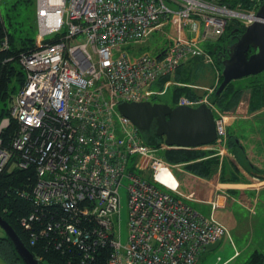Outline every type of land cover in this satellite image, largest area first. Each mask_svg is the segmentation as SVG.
I'll return each instance as SVG.
<instances>
[{"label": "built area", "instance_id": "1", "mask_svg": "<svg viewBox=\"0 0 264 264\" xmlns=\"http://www.w3.org/2000/svg\"><path fill=\"white\" fill-rule=\"evenodd\" d=\"M33 1L34 43L16 56L24 77L0 121V135L11 119L16 124L9 147L0 137V175L6 166L31 174L18 190L32 208L22 220L30 243L37 230H53L58 247L72 243L90 257L95 248L110 247L107 264H196L229 231L213 209L200 214L187 203L191 197L177 192L170 165L158 154L169 147L148 144L117 106L153 101L169 83L162 90L149 86L189 58L215 64L199 43L223 35L230 21L246 27L257 20L263 0ZM154 31L169 44L134 57L125 48L147 42ZM8 46L4 36L0 50ZM200 103L214 115L215 141L225 144L228 115L207 98L182 95L174 105ZM123 180L125 243L114 223ZM216 264L226 261L218 256Z\"/></svg>", "mask_w": 264, "mask_h": 264}, {"label": "rangeland", "instance_id": "2", "mask_svg": "<svg viewBox=\"0 0 264 264\" xmlns=\"http://www.w3.org/2000/svg\"><path fill=\"white\" fill-rule=\"evenodd\" d=\"M17 2V4H16ZM31 3V2H30ZM16 4V6L12 9V6ZM12 9V11H11ZM0 14L2 16V19L4 21L5 26L9 31H12L14 29L21 30L22 34H25V36H32L33 37V43L35 39V33L37 30L36 26V18H35V7L33 2L31 4L27 3L26 1H18V0H0ZM240 23V24H239ZM241 28L239 27V25ZM243 23L230 21L228 24V28L225 30V32L229 31L230 33L235 28H238V31L241 32L245 27H243ZM167 32L169 34H175V31L171 30V26L167 27ZM228 36L226 33L222 37L215 38L213 40H206L199 43V46L206 50L210 51V47L212 45L215 46V48L218 47L221 43H224V41H227ZM170 42L169 39H167L165 33H161L159 31H154L147 42L135 45V48H132V46H125V48L133 55V57L141 51L144 50H150V51H156L159 47H165ZM184 70L182 73L172 72L164 77H162L160 80L153 82L149 87L153 90H162L166 83H169L166 85L165 92L160 95H156L152 98L153 101H160L163 103H167L169 105H174V100L176 98L178 99L179 96H182L183 93H180L178 96H174V100H171V89L175 86L185 87L189 88L191 90L192 96L186 97L191 99H197V98H207L209 102H212L215 107H218L216 100H214L213 97H215V91L217 89V86L219 85L220 78H222L221 75V65L216 64H210L207 62H204L203 60H189L185 65ZM234 84L237 85H247L248 83H254V84H264V72H260L255 75H249L246 77L237 78L235 80H232ZM247 88V87H246ZM211 89V90H210ZM251 93V92H250ZM11 100V99H10ZM177 101V100H176ZM264 107V106H263ZM262 108V107H261ZM221 111V110H220ZM264 113V110H263ZM227 142H228V134H227ZM227 142L223 144L222 142L215 141L214 143L199 146L193 151H190L192 153L187 152L185 156H197L202 158V156H208L212 155L210 157H204V159L201 158H192L188 160H180V161H171L164 158L161 154L162 150L166 149L165 147H162L160 151H158V154H160L166 162L169 163L171 168V173H173V181L175 184V188L178 193L182 195H187L189 198H193L195 200H199L197 194L193 191L183 190L182 187V178L184 176L188 175L187 169L190 170V172H196L195 170H192L190 167L194 164L199 165L202 170L205 172V178L204 182L206 184H212L208 190L211 192V202L215 201L210 209V211L214 212V215L220 214L224 211H226L227 208L230 207V200H235L240 206L244 208V210H248V215L244 212L243 213V219L238 218L235 214L232 215L233 223L236 226V232H234L236 235H239L237 238L233 234V239L235 241V244L238 246V249H236L235 246L232 248V244L230 242L229 237L231 232L228 227H230V224L228 222H223L227 230L229 231L228 235H225L219 242L218 246L213 249H206L205 251H201L198 257L197 264H216L217 257H221L222 260L226 261V264H251L250 258L254 251H258L263 255V262L264 264V193L258 195V191L254 193H249V195L245 196L246 200H241L240 197L236 198V196L231 197L227 195L225 192H229L231 194V190L234 188L239 190H243L244 188L249 187L248 185L236 183L237 187L231 183V180L227 181H218L213 182L214 175L216 173L217 168L222 165L224 162L225 156H230L227 151ZM219 149L218 152L220 154L214 155V153ZM192 154V155H191ZM193 162V163H191ZM189 163V164H188ZM205 165H207L205 167ZM12 167H9V169ZM206 170L209 172H206ZM203 176V175H202ZM191 178V177H189ZM197 178H194L191 180V183L195 182ZM209 179V181L207 180ZM264 179V178H263ZM198 180V179H197ZM207 181V182H206ZM229 182V183H228ZM195 185L194 183L190 185V188ZM251 186V185H250ZM252 186L261 189L264 188V181L260 182V180H256V185ZM257 190V189H254ZM218 191H221V193H217ZM225 191V192H224ZM223 195H226V198L223 199ZM208 196V195H207ZM243 197V195H241ZM259 198V199H258ZM261 198V199H260ZM127 188H126V180L122 181V184L119 188V214H116L114 216V223L115 227L118 228L119 237L122 243L126 242L127 239V221H128V205H127ZM217 201V202H216ZM248 218L249 223L246 222ZM250 219V220H249ZM229 236V237H228ZM6 237V234L4 230L0 227V238ZM244 237V238H243ZM249 238V239H248ZM246 241H249L247 244ZM247 245L245 248L244 246ZM243 249H239V248ZM234 249V250H233ZM18 254V253H17ZM231 257L229 261V258ZM229 261V262H228ZM0 264H25L21 259L16 262H9L4 256L0 254ZM48 264V263H44Z\"/></svg>", "mask_w": 264, "mask_h": 264}, {"label": "trees", "instance_id": "3", "mask_svg": "<svg viewBox=\"0 0 264 264\" xmlns=\"http://www.w3.org/2000/svg\"><path fill=\"white\" fill-rule=\"evenodd\" d=\"M18 1H26L29 4L33 2L34 4L33 0ZM16 4L12 6V9L16 6ZM239 27L241 28L240 25ZM21 32V30L17 29L9 31L5 26L2 16L0 14V42L5 36L9 44L7 49L0 50V121L3 117L8 115V107L9 103L11 102L10 99L16 92L17 88L21 85L24 77V72L22 70V67L18 64L16 56L19 52L27 50L28 48H31L33 46V37L25 36V34H22ZM225 33L227 36H230L231 34L229 31L224 32V34ZM218 50L219 48H215V46L212 45L209 51V53L214 59V63L217 66L221 65L216 57V53ZM9 57H11V59L7 60ZM191 59L199 61L200 58L192 57L187 59L184 63L178 65V69L176 68L177 73H182L185 68L184 65ZM246 89H250L251 92L248 103V111H256L257 109L263 107V83H248L247 85L236 86V84L231 81L226 85V87L221 91L220 94H215V97L213 98L214 100H216L219 110H221L226 115H234L237 113L236 108L240 100L241 94ZM180 93H183L182 95L186 94L187 96H192L191 90L189 88L175 86L174 96H178ZM15 125V120L11 119L10 125L2 130L0 135V137L2 138V146H10ZM227 134V147L233 150V148L236 146V142L231 133L227 132ZM142 135L144 137V140L154 147L160 148L164 145L163 137L161 136H157L155 134L147 136L143 133ZM193 149L195 148L169 147L162 150L161 154L164 158L166 157L171 161L188 160L200 156H189V158L188 156H185L187 152L192 153L190 151H193ZM190 168L192 170H195L196 173L200 175H205V171L202 170L199 165L194 164ZM28 178H31V174L29 171L20 170L16 168L9 169L8 166L4 168L3 172L0 175V215L14 228L20 239L25 243V245L32 252V254L38 260H40L42 264H85L84 262H82L83 260H85V262H87L88 264H107V258L111 251L110 247H97L93 251H91V255L93 256L90 257L85 250L79 248L77 245H74L72 243L64 242L61 247H58L56 241L60 240V238L57 234H54L53 230H48L43 235H39L37 230L36 241L33 244L30 243V231L27 230L24 225H22V220L28 218L30 212L32 211V208L30 206V203L27 200H24L18 194V190H22L29 184ZM44 223L46 224L45 219ZM33 225H37V223H33ZM0 254L12 263L20 260L19 255L17 254L12 243L7 237L0 238ZM262 262L263 255L258 251H254L251 255L250 263L262 264Z\"/></svg>", "mask_w": 264, "mask_h": 264}, {"label": "water", "instance_id": "4", "mask_svg": "<svg viewBox=\"0 0 264 264\" xmlns=\"http://www.w3.org/2000/svg\"><path fill=\"white\" fill-rule=\"evenodd\" d=\"M256 16L258 19L238 33L234 42L216 53L222 66L216 95L232 80L264 72V0ZM237 30L235 28L232 32ZM117 109L144 135L163 137L166 147L197 148L216 140L214 115L205 103L190 106L158 101L120 102ZM0 227L25 264H42L1 215ZM218 243L216 241L209 248H216Z\"/></svg>", "mask_w": 264, "mask_h": 264}, {"label": "crops", "instance_id": "5", "mask_svg": "<svg viewBox=\"0 0 264 264\" xmlns=\"http://www.w3.org/2000/svg\"><path fill=\"white\" fill-rule=\"evenodd\" d=\"M177 69L175 70L177 71ZM175 70L172 72V74L176 72ZM174 94L175 87L174 89H171V100H174ZM249 97L250 89H246L241 94L240 100L236 108L237 113L234 115H228L227 132L231 133V135L233 136L236 142V146L233 148V150L227 147V151L230 156H225L224 162L217 168L216 173L214 175L215 177L213 179L214 183L218 181L220 182L231 180V183L235 185V187H237L236 183L248 185L249 187L244 188L242 191H238V189L234 188L230 191L231 194H229V192L224 191L227 195L231 197H240L241 200H246L245 196H248L249 193H254V195L256 196L257 194H255V192L257 191L258 195H263L264 193V188L258 190V188H256L257 186H252V184L256 185V180H260V182L264 181V107L257 109L256 111H248ZM175 102L176 101H174L173 104H175ZM210 156L212 155L210 154L208 156H202V158L198 156V158L204 159V157ZM206 166L207 165H205V167ZM187 171L188 175L184 176V178H182L181 180L183 190H185L186 192L187 190L193 191L197 194L198 198H200L199 200H195L192 198L191 200H187V203L198 213L203 215H209L211 210L210 202L212 194L211 192H209L210 190H208V188H210L212 184H206L204 182V179L207 178L205 177V175L202 176L196 172H190L189 169H187ZM206 172L208 171L206 170ZM194 178H197L198 180L196 179V181L193 182L195 185L190 188V185L193 184L191 183V180ZM207 180L209 181V179ZM217 193L219 194L221 193V191H218ZM241 195H243V197H241ZM225 198L226 195H223V199ZM247 211L244 210V208L240 206L235 200H230V207L227 208L226 211L217 215L215 214V217L222 223L228 222L230 224V227H228V229L232 231L230 234L231 237H229L230 242L232 244V248L233 246H235L236 249H238V246L235 244V241L232 238L233 234L237 238L239 237V235H236L234 233L236 232V226L233 223L232 215L235 214L238 218L243 219V213L245 212L248 215ZM246 222L249 223L248 218ZM246 242L247 244L249 243V241ZM246 246L247 245H245L244 248ZM239 249L243 248L240 247ZM228 258L230 259L231 257Z\"/></svg>", "mask_w": 264, "mask_h": 264}, {"label": "flooded vegetation", "instance_id": "6", "mask_svg": "<svg viewBox=\"0 0 264 264\" xmlns=\"http://www.w3.org/2000/svg\"><path fill=\"white\" fill-rule=\"evenodd\" d=\"M238 33H240L238 30L235 31V32H231L230 36H228V39H227V41H229V42L224 41V43H221L220 45H218V47H217V48H219L218 51H220L221 48H222L223 46H228L229 44H231L232 42H234V41H235V36H236ZM221 36L223 37L224 34L221 35ZM221 36H220V37H221ZM218 51H217V52H218Z\"/></svg>", "mask_w": 264, "mask_h": 264}, {"label": "clouds", "instance_id": "7", "mask_svg": "<svg viewBox=\"0 0 264 264\" xmlns=\"http://www.w3.org/2000/svg\"><path fill=\"white\" fill-rule=\"evenodd\" d=\"M159 102V101H158Z\"/></svg>", "mask_w": 264, "mask_h": 264}]
</instances>
